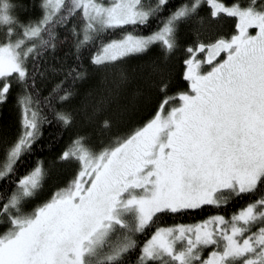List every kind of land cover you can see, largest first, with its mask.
Here are the masks:
<instances>
[{"label":"snow or ice","instance_id":"snow-or-ice-1","mask_svg":"<svg viewBox=\"0 0 264 264\" xmlns=\"http://www.w3.org/2000/svg\"><path fill=\"white\" fill-rule=\"evenodd\" d=\"M153 49L152 73L124 65ZM10 96L0 264H264V0H0ZM81 111L107 139L76 130L42 155L44 127ZM54 167L64 178L39 198Z\"/></svg>","mask_w":264,"mask_h":264},{"label":"trees","instance_id":"trees-1","mask_svg":"<svg viewBox=\"0 0 264 264\" xmlns=\"http://www.w3.org/2000/svg\"><path fill=\"white\" fill-rule=\"evenodd\" d=\"M27 15V14H25ZM219 30L222 32H230L231 28L233 27L234 22L227 17H224L216 22ZM191 24L186 25L182 28L183 36L182 38H190L191 36ZM115 35V33H113ZM57 57H67V59L71 60L72 52L70 50V46L68 44L62 45L55 53ZM158 55V50L153 49L151 52L147 53L146 55H138V56H131L123 63L125 66L135 69L138 73H143L145 75L152 73V65L151 61L155 59ZM182 56V51L177 50L176 53H173L172 57L165 63V68L170 70L175 77V74L180 72V57ZM99 76L94 74L92 77L93 82L97 81ZM51 81H47L45 86L49 85ZM17 118H18V111L15 106L13 98L10 96L7 103H0V134H8L12 135L15 133L17 128ZM80 130V131H87L92 133L93 141H96L100 138V136H104L107 139V133H97L95 130L92 129L90 125H88L86 119L84 118V113L81 111L77 114L76 122L72 128L68 129L67 131H62L58 126L53 125L51 127L45 126L43 129V137L42 142L45 145L51 144L53 145L51 151L41 153L47 158H51V155L55 152L56 149L60 147L64 140L70 135L71 132ZM123 130V129H121ZM63 136V139H60V136ZM65 175V170L62 168L54 167L52 170L51 175L48 177L46 183L43 186V191L40 193L39 198H43L50 189L54 187L57 183L63 180ZM247 197L241 199L239 201H235L231 204L227 211L230 213L234 208H238L241 204L245 202ZM207 214V210L204 212H196L189 214L183 217V222H191L194 219H198L203 215ZM167 223H172L171 219L166 221ZM140 238V237H138ZM134 259V254L130 255L128 258L125 259L124 264H128V260Z\"/></svg>","mask_w":264,"mask_h":264},{"label":"rangeland","instance_id":"rangeland-1","mask_svg":"<svg viewBox=\"0 0 264 264\" xmlns=\"http://www.w3.org/2000/svg\"><path fill=\"white\" fill-rule=\"evenodd\" d=\"M259 225H257V227H258Z\"/></svg>","mask_w":264,"mask_h":264}]
</instances>
